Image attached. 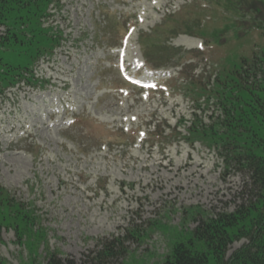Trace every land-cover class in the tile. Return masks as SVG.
Masks as SVG:
<instances>
[{
	"label": "rangeland",
	"instance_id": "374dc122",
	"mask_svg": "<svg viewBox=\"0 0 264 264\" xmlns=\"http://www.w3.org/2000/svg\"><path fill=\"white\" fill-rule=\"evenodd\" d=\"M45 13L57 44L23 71L36 86L0 98V189L43 238L0 223V264H81L114 239L125 252L112 264H163L242 198L246 176L226 170L209 117L213 82L264 56V0H53ZM43 43L0 57L23 69Z\"/></svg>",
	"mask_w": 264,
	"mask_h": 264
},
{
	"label": "trees",
	"instance_id": "16d2710c",
	"mask_svg": "<svg viewBox=\"0 0 264 264\" xmlns=\"http://www.w3.org/2000/svg\"><path fill=\"white\" fill-rule=\"evenodd\" d=\"M52 3L53 0H0V27L6 30L0 36V54L8 49L32 47L40 38L44 40L41 47L51 49L56 45L53 31L50 36L39 25ZM25 30L33 35L28 42ZM41 47L30 53L25 51L29 62L23 69L0 57V95L23 81V71L33 72L31 67L46 56L47 49ZM231 67L229 80L218 77L214 81L219 113L209 119L213 120L215 130L223 131L219 136L217 131L212 135L220 139L217 148L226 170L234 169L246 176L242 198L233 212L212 214L201 220L186 241L174 244L163 264H264V135L260 134L264 132V56L255 55L251 61L243 59L239 66ZM24 81L36 86L26 78ZM205 89L208 90L207 85ZM236 91L250 98V102L238 97ZM195 134L201 136L199 129ZM5 220L10 221L18 236L43 238V233L33 232L34 222L27 209L21 204L11 205L7 193L0 189V223ZM241 241L242 246L231 253L235 242ZM124 252L122 241L114 239L103 243L97 253L85 257L81 264H112ZM47 264L77 263L52 254Z\"/></svg>",
	"mask_w": 264,
	"mask_h": 264
},
{
	"label": "bare ground",
	"instance_id": "6f19581e",
	"mask_svg": "<svg viewBox=\"0 0 264 264\" xmlns=\"http://www.w3.org/2000/svg\"><path fill=\"white\" fill-rule=\"evenodd\" d=\"M191 160V159H190ZM161 166V165H160ZM185 167L187 168V169H191V170H195V168H197V167H201V165H197V164H195L192 160L190 161V162H188L186 165H185ZM163 168V167H162ZM171 168V167H170ZM169 169V168H168ZM165 170V169H164ZM156 175H157V173H156ZM161 186V185H160ZM179 192V191H178ZM173 194V193H172ZM174 196H176V194H174Z\"/></svg>",
	"mask_w": 264,
	"mask_h": 264
}]
</instances>
